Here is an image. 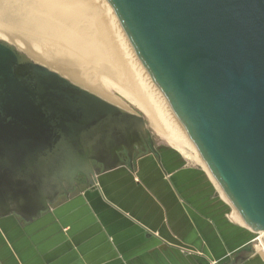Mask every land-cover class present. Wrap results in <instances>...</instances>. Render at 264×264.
Returning a JSON list of instances; mask_svg holds the SVG:
<instances>
[{
    "label": "water",
    "instance_id": "obj_1",
    "mask_svg": "<svg viewBox=\"0 0 264 264\" xmlns=\"http://www.w3.org/2000/svg\"><path fill=\"white\" fill-rule=\"evenodd\" d=\"M105 1L228 204L264 243V0ZM145 127L141 114L0 40V218L32 222L79 175L92 187L124 166L123 150L132 165Z\"/></svg>",
    "mask_w": 264,
    "mask_h": 264
},
{
    "label": "crops",
    "instance_id": "obj_2",
    "mask_svg": "<svg viewBox=\"0 0 264 264\" xmlns=\"http://www.w3.org/2000/svg\"><path fill=\"white\" fill-rule=\"evenodd\" d=\"M209 173L170 146L79 185L32 222L0 218V264H264ZM250 252V254H248Z\"/></svg>",
    "mask_w": 264,
    "mask_h": 264
},
{
    "label": "bare ground",
    "instance_id": "obj_3",
    "mask_svg": "<svg viewBox=\"0 0 264 264\" xmlns=\"http://www.w3.org/2000/svg\"><path fill=\"white\" fill-rule=\"evenodd\" d=\"M120 30L105 0H0V40L6 41L5 36L20 40L28 57L29 53L33 59L89 86L107 101L108 88H115L148 117L149 124L170 147L209 173L162 94L131 54ZM35 47L41 49L40 54L33 52ZM17 49L22 51L21 47ZM89 70L108 79L91 76ZM258 234L262 238L263 233Z\"/></svg>",
    "mask_w": 264,
    "mask_h": 264
},
{
    "label": "rangeland",
    "instance_id": "obj_4",
    "mask_svg": "<svg viewBox=\"0 0 264 264\" xmlns=\"http://www.w3.org/2000/svg\"><path fill=\"white\" fill-rule=\"evenodd\" d=\"M111 9V8H110ZM112 11V10H111ZM112 14H113V12H112ZM114 15V14H113ZM114 17H115V15H114ZM115 19H116V17H115ZM116 21H117V19H116ZM117 24H118V26H119V23L117 22ZM119 28H120V26H119ZM121 32H122V30H120ZM121 35L123 36L124 34L123 33H121ZM7 36H5V40L8 42V43H10L11 45H13V46H15L16 48L17 47H21L22 49V51L21 52H23V53H27V52H24L23 51V49H24V44L19 40H16V39H12V38H9V37H7ZM123 39L125 40L126 38H124L123 37ZM125 42L127 43V40H125ZM127 46H129V44L127 43ZM37 47H39V46H37ZM37 47H35L34 49H33V52L34 53H38V54H40L41 53V49L40 48H37ZM129 49H130V51H131V54L132 55H134V53H133V51H132V49H131V47L129 46L128 47ZM20 51V50H19ZM28 55H29V57L33 60V61H35V62H37V63H39V64H41V65H43V66H46L47 68H49V69H51V70H54V71H56L57 73H59V74H61L62 76H64V77H66L67 79H69L70 81H72L73 83H75V84H77V85H79L80 87H82V88H84V89H86V90H89V91H91V92H93V93H95V94H97L98 92H96V91H94L92 88H90L89 86H87V85H85V84H82L81 82H79L78 80H75V79H73L72 77H70V76H68V75H64L62 72H60V71H58L57 69H55V68H53V67H51V66H49L47 63H45V62H42V61H39V60H35V59H33L32 58V56L28 53ZM134 58H135V56H133ZM136 59V58H135ZM137 61V60H136ZM139 61H137V63H138ZM138 65H139V63H138ZM140 66V65H139ZM91 76L93 75V76H100L99 77V79L100 80H102V79H104V78H106V79H108L107 77H104L103 75H101V74H98L96 71H92V70H89V72H88ZM102 76V77H101ZM151 80V79H150ZM109 81V80H108ZM108 93L110 94L109 95V97L107 98V97H105V96H103V97H105V98H107L111 103H114V104H121V105H125V106H127V108H129V110H131V111H133V112H136V113H139V114H141L143 117H144V119H145V121H146V124H147V126H148V128L150 129V131L152 132V134H153V136H154V138L156 139V141L158 142V144H160V145H163V146H169L168 145V143L166 142V140L157 132V130H155V128L154 127H152V125L151 124H149L150 123V121H149V119H148V117L146 116V115H144V113L142 112V111H140L135 105H133V104H131L130 102H129V100L127 99V98H125L124 96H122L115 88H108ZM99 94V93H98ZM97 94V95H98ZM148 119V120H147ZM185 150H187V153L189 152V154H191L190 153V151H188V149H186V148H184ZM187 158V157H186ZM187 159H189L190 161H192V162H194V163H197V162H195L194 160H192L191 158H187ZM198 164V163H197ZM214 184V183H213ZM215 186H216V184H214ZM216 188H217V194L220 196V193H221V191H220V189L216 186ZM227 203V202H226ZM228 204V203H227ZM229 205V204H228ZM230 206V205H229ZM230 208H231V210H232V207L230 206ZM256 234H254V236H255ZM253 246H258L259 247V245L257 244V242H253Z\"/></svg>",
    "mask_w": 264,
    "mask_h": 264
},
{
    "label": "flooded vegetation",
    "instance_id": "obj_5",
    "mask_svg": "<svg viewBox=\"0 0 264 264\" xmlns=\"http://www.w3.org/2000/svg\"><path fill=\"white\" fill-rule=\"evenodd\" d=\"M139 140L141 141L140 147L135 148V150L131 152V154L133 156V161L136 157L144 155L148 152H155L156 147L158 145H160V144H158V142L154 138V136H153L152 132L150 131V129L148 128L147 124H146L145 130H144V133L139 134ZM129 155H130V152L126 151V150H123V151L118 153L119 159L121 161H124L125 164L126 163L130 164ZM91 163H92L94 171L101 168V165L98 164L97 162L92 161ZM82 181H83V177L81 175H79L77 180H76L77 185L79 186Z\"/></svg>",
    "mask_w": 264,
    "mask_h": 264
},
{
    "label": "built area",
    "instance_id": "obj_6",
    "mask_svg": "<svg viewBox=\"0 0 264 264\" xmlns=\"http://www.w3.org/2000/svg\"><path fill=\"white\" fill-rule=\"evenodd\" d=\"M253 242H257V244L260 246V244L262 242V238L259 237L258 233L255 235Z\"/></svg>",
    "mask_w": 264,
    "mask_h": 264
}]
</instances>
